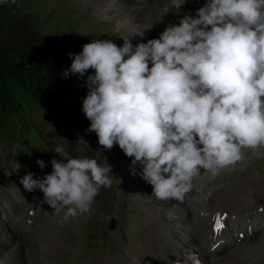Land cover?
<instances>
[{"label":"clouds","instance_id":"clouds-1","mask_svg":"<svg viewBox=\"0 0 264 264\" xmlns=\"http://www.w3.org/2000/svg\"><path fill=\"white\" fill-rule=\"evenodd\" d=\"M184 3L171 0L176 10ZM69 59L65 77L94 71L82 101L86 131L103 150L116 145L131 158L133 175L139 165L159 201L183 202L194 178H215L242 161L244 150L264 149V0H206L195 18L184 15L158 39L135 46L124 39L120 47L95 39ZM55 152L62 159L51 161L50 174L28 173L20 184L42 192L57 213L88 212L111 186V166Z\"/></svg>","mask_w":264,"mask_h":264},{"label":"rangeland","instance_id":"rangeland-1","mask_svg":"<svg viewBox=\"0 0 264 264\" xmlns=\"http://www.w3.org/2000/svg\"><path fill=\"white\" fill-rule=\"evenodd\" d=\"M205 3L206 0H185L178 10L172 7L171 0H121L120 4L133 9L139 22L154 32L158 39L167 26L177 25L184 15L195 18L197 10ZM109 5L115 8L113 0H110ZM79 6L84 10L83 5H77L73 0H23L19 8L20 15L35 19L37 31L50 36L61 60L62 74L70 67L69 54H79L84 44L95 39H109L108 36L116 32L115 21L97 24V20L91 21L90 16L86 18L80 14ZM112 41L118 44L117 34ZM89 75H94V71L89 69L83 77L69 73L65 79L62 104L53 103L52 108L44 113H29L27 110L30 107H23L24 113L20 112L21 114L0 122V238L4 242L0 247V263L11 257L12 249L17 250V244L9 241L13 236L18 239V243L25 241V246L20 249L22 254L25 250L37 251L40 249L36 248L37 244L64 249L60 254L54 253L59 254L53 258L58 264H157L154 254L149 250L156 238L150 232L151 227L162 222L164 226L174 229L178 227L179 231H193V213L196 210L193 211L190 202H186L187 198H184L186 203L183 201L181 204L175 201H159L147 195L146 192L152 190V187L140 178V166H136V174L133 175L129 167L131 158L126 157L116 145L111 150H103L98 145L95 133L86 131L90 121L82 112V101L88 92L86 80ZM12 91L16 102L20 105L27 103L28 95L24 86L13 84ZM57 148L63 149L61 155L70 158H97L100 163L106 159L111 166L113 182L110 187L99 190L88 212L78 213L76 216H67L66 210L57 213L44 202L42 192L25 191L19 182L28 173L33 174V179H42L44 175L50 174L51 161L62 159L55 152ZM250 151L244 150L247 159L236 163L237 169H224L217 180L207 181V184L210 187L212 185L211 188L221 184L229 186L221 190L228 189L226 194L232 193L234 196L231 198L235 202L243 201V204L235 206H244V209L240 208L241 211L249 208L251 212L254 209L258 212L260 202L255 200V193H260L256 189L264 185V180L246 183L252 179H264V149L256 154H251ZM37 161H42L44 167L41 168ZM15 165L19 166L18 169ZM199 177L205 178L206 174L196 178ZM261 182L262 185H259ZM250 189L253 191L250 192ZM235 194H240L241 198ZM29 202L44 205L31 217ZM28 218L32 221L31 224L26 223ZM252 219L248 218L249 224ZM258 220L264 223V214L256 219ZM19 221H22L21 228L16 227ZM230 224L234 231H226L225 241L238 238V231L241 234V240L234 242V245L247 243L248 239H244L246 232H253V241L264 237V229H258V224L254 230L252 227V231L247 227L241 229L245 224L243 219ZM261 228H264V224ZM22 229L26 230L20 232ZM197 231L192 235V246L188 249L193 254L195 263H187L218 264L225 253H216L214 250L219 246L224 251L231 246L220 247L221 240L213 248L211 243H205L201 239L200 232L203 231ZM32 234L35 235L31 239ZM206 245L210 249L201 250ZM42 253L49 256L47 251ZM181 257L185 261L191 260L185 254H181ZM174 262L181 264V259Z\"/></svg>","mask_w":264,"mask_h":264},{"label":"bare ground","instance_id":"bare-ground-1","mask_svg":"<svg viewBox=\"0 0 264 264\" xmlns=\"http://www.w3.org/2000/svg\"><path fill=\"white\" fill-rule=\"evenodd\" d=\"M113 1L115 3V8H112L109 5L110 0H73V2L76 3L77 5L78 4L83 5L84 10L79 6L78 12L80 14H83L86 18L87 16H90L91 21L97 20L98 21L97 24L112 20L115 21L117 26L116 32L108 37L110 40H114L115 34H117L118 47L123 45L124 39H128L133 46L141 42L146 43L151 39H156V34L146 29V26H143L139 22V20L133 13V9L127 8L124 4H120L121 0H113ZM149 67H151V65H149ZM250 153L256 154L257 152H253L251 150ZM246 154H244L242 162L246 161L247 159ZM225 169H228L227 171H231L237 169V167L236 165H234V166H228ZM246 172H248V169ZM218 176L212 178L209 175H206L205 178L199 177V179L198 178L194 179L195 180L194 183L196 185L194 184L191 193L185 196V198L188 199V201L186 202H190V204L193 207V211L196 210L197 212V216L196 213H193L194 219L192 221V226H193L192 232L185 230L179 231L178 227L174 229L173 227H168L167 225L164 226L160 221L159 222L161 224L158 223L157 226L154 225L153 227L150 228V232H152V234L156 238L154 244L150 246L149 250L152 252V254H154L157 264H170V263L174 264L177 263L174 262L176 259H181V264H189L190 262H194L195 259L193 258V254L188 252V249L192 246L191 237L192 235H194V232H196L197 230L203 231V233L200 231L199 232L205 236L206 238L205 241L211 243L212 246L216 245V243L220 242L221 240L222 243H220V247H224V246L228 247L229 245L231 246L227 250L225 248L224 251H221L219 246L214 250V252L216 253L218 252L225 253V255L222 257V259L218 264H251V263L264 264V237L262 239H259L258 237L256 241L255 240L253 241L251 239V237H254L252 235L253 232L252 233L246 232L244 234V239H248V241L245 244L241 242L239 244L234 245V242L228 240L227 242L224 240L226 231L228 232L234 231L233 227H230L231 225L230 222L233 221L236 222L240 219H243V222L245 223L243 227L239 225L241 229L244 228L246 229L247 227L248 229L251 228L252 231V227L254 230L257 224H258L257 225L258 229L259 228L260 230L264 229L261 228L262 225L264 224L263 221L262 220L256 221L257 218L263 217L264 214V192H261L264 189V185L257 187L256 190H259L260 193L258 194L255 193V197H257L255 200L260 202L258 204L260 210L258 212H255L256 210L254 209L251 212L249 208H246L245 210L241 211L242 209H244V206L242 207L235 205L237 204L241 205L243 204V201L238 200L235 202L233 198H231V196H234L232 193L228 195L226 194L228 189L221 190L224 187L229 188V186H225L221 184L219 186H215L211 188L212 185L210 187L207 184V181H212L213 179L217 180ZM261 180L264 179L262 178L259 180L252 179V181L246 184H249L251 182L252 183L259 182ZM262 183L263 182H261L259 185H262ZM251 191H253V189H250V192ZM151 193L152 190H150L148 193L146 192V194L150 196ZM250 194L252 196L254 195V193H249V195ZM235 195H238V198H241L240 194H235ZM168 201L178 202L173 199H169ZM194 203H196V205H194ZM248 218L249 220L253 218L250 224L249 221H246V219ZM217 223L220 225L219 228L221 230L215 232L212 230V226L217 225ZM21 226H22V221L17 222L16 227L21 228ZM25 230L26 229H22L20 232L22 231L24 232ZM258 232L259 230L257 231V234ZM237 234L239 235L240 231H238ZM33 235L35 234H32V236L30 237L31 239ZM36 238L37 236H35L34 239ZM10 239H11L9 240L10 243L14 242L17 244V250L12 249L11 251L12 255H10L11 257L9 259H6L5 261H2L0 264H58L53 260V258L58 257L60 252L64 251V249L61 248L58 249L57 247H49V246H45L44 244L43 245L37 244L38 246L36 248H40V249H38L37 251L25 250L23 255L22 252H20V249H22V247L25 246L24 245L25 241L23 242L19 241L18 243L17 242L18 239L13 238V236ZM25 239L29 240V238H25ZM201 239L203 240V238ZM210 239L211 240L213 239L214 241L211 242ZM3 244L4 242H2V237H1L0 247H2ZM207 245L204 246V249L201 248L200 249L209 250L210 248ZM33 248H34V244H33ZM43 251H47L49 253V256L46 257V255H43L42 253ZM55 252L59 254H54ZM181 254L182 255L185 254V256H187L191 260L189 261H185V259L182 260L183 257H181ZM34 255H36V257Z\"/></svg>","mask_w":264,"mask_h":264},{"label":"trees","instance_id":"trees-1","mask_svg":"<svg viewBox=\"0 0 264 264\" xmlns=\"http://www.w3.org/2000/svg\"><path fill=\"white\" fill-rule=\"evenodd\" d=\"M22 2L0 3V122L21 114L23 107L44 113L53 103L62 104L65 95L55 44L36 30L35 19L19 14ZM13 84L26 89L25 105L15 101Z\"/></svg>","mask_w":264,"mask_h":264},{"label":"snow or ice","instance_id":"snow-or-ice-1","mask_svg":"<svg viewBox=\"0 0 264 264\" xmlns=\"http://www.w3.org/2000/svg\"><path fill=\"white\" fill-rule=\"evenodd\" d=\"M216 227H217V228H219V227H220V225L217 223Z\"/></svg>","mask_w":264,"mask_h":264},{"label":"water","instance_id":"water-1","mask_svg":"<svg viewBox=\"0 0 264 264\" xmlns=\"http://www.w3.org/2000/svg\"><path fill=\"white\" fill-rule=\"evenodd\" d=\"M111 229H112V227H111Z\"/></svg>","mask_w":264,"mask_h":264}]
</instances>
